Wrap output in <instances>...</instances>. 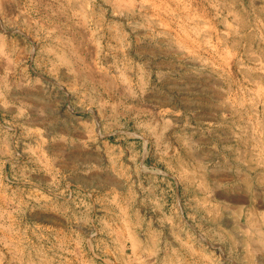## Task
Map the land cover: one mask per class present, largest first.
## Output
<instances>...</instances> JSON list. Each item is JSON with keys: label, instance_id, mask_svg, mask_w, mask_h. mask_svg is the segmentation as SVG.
I'll use <instances>...</instances> for the list:
<instances>
[{"label": "rangeland", "instance_id": "1", "mask_svg": "<svg viewBox=\"0 0 264 264\" xmlns=\"http://www.w3.org/2000/svg\"><path fill=\"white\" fill-rule=\"evenodd\" d=\"M58 85L97 140L113 115L105 190L47 155L41 92ZM89 85L96 104L78 106L70 88ZM156 119L177 134L171 172ZM255 166L264 0H0V264H264V202L239 196Z\"/></svg>", "mask_w": 264, "mask_h": 264}, {"label": "crops", "instance_id": "2", "mask_svg": "<svg viewBox=\"0 0 264 264\" xmlns=\"http://www.w3.org/2000/svg\"><path fill=\"white\" fill-rule=\"evenodd\" d=\"M262 2L263 1H261V3ZM59 57L58 54V58ZM57 73L58 75L65 74L66 71L64 68H58ZM59 85L53 88L47 86L46 88H42L41 92V118H43L42 123L49 134L47 155L50 161L54 159L57 162L58 167L64 174V179H68L72 183L86 188L105 190L112 185L113 178L118 177L116 176L118 175L116 172L118 169L113 168L112 128L109 125L114 120L113 115L112 113L109 115L107 111H104L105 134L97 140L98 137L94 130L90 127L81 126L85 118H87L86 120L90 123L92 120L91 116H79L74 110L73 112L69 110L67 108L69 101L66 99L65 90H63L64 88L62 87L60 88ZM70 89L73 91V96L76 98V104L78 106L82 105V100L85 101L83 103L84 107H91L96 104L95 89H93L91 85L84 89ZM111 100L112 99L107 100L105 96L103 101L105 107L113 106ZM126 106L127 103H125V107ZM120 107H123L122 99L120 101ZM156 123H159L157 119L152 121V126L154 124L155 128L152 130V136L158 140L155 144V149H158V152L156 151L154 153V160L159 166L165 164L166 170L171 172L173 168L171 165L174 164V159L172 158L176 157L175 140L177 134L176 131L172 130V128L166 124L167 122L161 121L158 126L155 125ZM191 138L192 136L187 137L186 134L184 136L185 144L187 140L190 141V151L192 150ZM42 157L41 160L35 159L33 163L35 164L41 161L44 164L46 159L44 160ZM258 163L259 161H257V164ZM39 169L44 170L42 167ZM254 169L264 170L260 166H255ZM168 183L170 185L169 180ZM239 187L242 190L239 196L243 198L248 197L250 202H264L263 177H260L254 184H248V188H244L241 184ZM258 196L260 198H257ZM243 198H238L236 200H241ZM166 218H169V216H166ZM75 247L78 248H74V250H81V246ZM82 250L91 252V250H94V247L89 244L84 246ZM47 264H86V261H81L80 258L70 259L67 257L66 259L47 260ZM88 264H90V260H88Z\"/></svg>", "mask_w": 264, "mask_h": 264}]
</instances>
